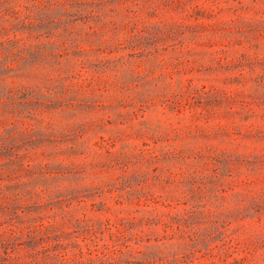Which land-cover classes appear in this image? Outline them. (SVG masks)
<instances>
[{
    "label": "rangeland",
    "instance_id": "rangeland-1",
    "mask_svg": "<svg viewBox=\"0 0 264 264\" xmlns=\"http://www.w3.org/2000/svg\"><path fill=\"white\" fill-rule=\"evenodd\" d=\"M0 264H264V0H0Z\"/></svg>",
    "mask_w": 264,
    "mask_h": 264
}]
</instances>
